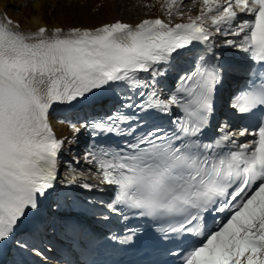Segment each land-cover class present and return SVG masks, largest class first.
Masks as SVG:
<instances>
[{"label":"snow or ice","instance_id":"snow-or-ice-1","mask_svg":"<svg viewBox=\"0 0 264 264\" xmlns=\"http://www.w3.org/2000/svg\"><path fill=\"white\" fill-rule=\"evenodd\" d=\"M197 2L198 14L178 23L171 18H184L183 0H164L161 7L168 20H116L95 29L23 30L0 17V241L10 239L26 210L36 209L39 197L54 188L59 157L66 144L76 142L75 136H56L49 120L53 106L122 82L144 98L136 102L128 96L122 107L143 116L117 111L70 125L74 134L90 128L93 137H133L124 148L93 145L84 154L99 182L115 186L108 210L122 214L128 208L165 221V236L187 232L202 237L178 254L182 264H264V116L242 128L225 122L216 129L219 136L206 140L204 130L215 111L224 65L201 56L194 70L180 77L177 93L184 97L173 93L162 99L156 80L165 74L157 65L169 64L195 43L213 53L219 36L226 37L224 46L245 53L264 69V0H192ZM212 59L219 57L213 53ZM139 73L150 74L151 80ZM229 106L241 114L264 113V70L253 73ZM173 107L184 112L171 121L175 131L154 126L136 134L154 111L172 116ZM77 182L76 177L69 181ZM193 222L196 226L189 227ZM129 231L134 235L136 230ZM131 239L126 236L121 243Z\"/></svg>","mask_w":264,"mask_h":264},{"label":"bare ground","instance_id":"bare-ground-1","mask_svg":"<svg viewBox=\"0 0 264 264\" xmlns=\"http://www.w3.org/2000/svg\"><path fill=\"white\" fill-rule=\"evenodd\" d=\"M163 2L164 0H0V17L6 16L17 22L21 29L31 31H35L42 26L49 29L59 27L64 30L69 27H95L117 19L135 24L146 18L159 17L168 20L169 17L161 7ZM10 5L15 9L11 8ZM199 7V2L194 5L192 0H183L180 10L185 13V16L183 19L172 17V22L186 20L188 14L197 15ZM217 39L219 40V37ZM217 53L226 59L238 62V69L235 75L239 79L242 66L239 61L240 54L238 50L233 53L217 50ZM51 121L52 123L50 122V124L58 138L68 137L72 139L75 136L76 140L71 145H65V148L71 149L70 151L64 150L61 154L62 170L58 181L62 188L80 186L86 182L99 188V180L88 175L80 166H77L76 161L81 157L73 156L78 154V151H82L83 154L86 152L84 142L87 134L84 128L81 129L80 133L74 134L70 127L71 124L78 126L82 124H77L76 121L70 120L69 116L60 120L52 117ZM66 156H70L69 160L63 161ZM83 163L86 166H90L85 161ZM73 177H76L78 181L75 184L69 183ZM90 179L95 180L91 181ZM101 218L102 215L97 214L93 217L91 223L97 225ZM50 263L60 264L57 261L48 260V264Z\"/></svg>","mask_w":264,"mask_h":264},{"label":"rangeland","instance_id":"rangeland-1","mask_svg":"<svg viewBox=\"0 0 264 264\" xmlns=\"http://www.w3.org/2000/svg\"><path fill=\"white\" fill-rule=\"evenodd\" d=\"M10 7L11 8H14L12 5H10ZM15 9V8H14ZM80 160L79 161H81V158H79ZM81 169H83L84 171H86V172H89V169L88 168H86V167H84L83 165L81 166Z\"/></svg>","mask_w":264,"mask_h":264}]
</instances>
